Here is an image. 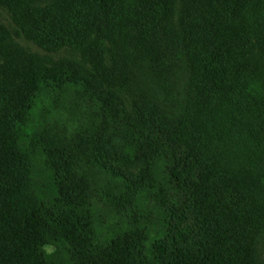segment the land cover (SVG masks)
Masks as SVG:
<instances>
[{
    "label": "trees",
    "instance_id": "1",
    "mask_svg": "<svg viewBox=\"0 0 264 264\" xmlns=\"http://www.w3.org/2000/svg\"><path fill=\"white\" fill-rule=\"evenodd\" d=\"M0 6L12 23L0 24V264H264V0ZM80 86L139 165L128 172L106 163L103 146L92 152L120 218L110 226L72 150L20 144L41 92ZM36 145L47 196L36 191Z\"/></svg>",
    "mask_w": 264,
    "mask_h": 264
},
{
    "label": "rangeland",
    "instance_id": "2",
    "mask_svg": "<svg viewBox=\"0 0 264 264\" xmlns=\"http://www.w3.org/2000/svg\"><path fill=\"white\" fill-rule=\"evenodd\" d=\"M0 24L9 27V29L12 27L9 13L1 6ZM16 40L29 51L43 53L38 47L24 39L16 38ZM255 55L262 57L259 50L256 51ZM260 57L258 59H263V57ZM148 83V87L156 89V85L150 79ZM72 88V90L62 93L44 91L38 95L33 105L30 121L23 128L20 144L23 149H27L33 147L34 142L38 143L41 138H46L47 142L49 141L47 139H52L57 146L63 145L69 151L72 150L77 159L75 167L77 173L90 182L91 194L94 198L96 214L99 216V223L103 222L105 226H110L113 223H117L120 218L112 212L108 202L102 199V192L106 185L104 176L107 175L103 171L104 169L97 164V159L92 152L99 150L103 146L102 152L106 163L111 165V162H115L117 166L128 172L137 170L139 165L131 162L127 156L125 143L112 129L111 118L102 111L97 101V96L95 95L93 99H89L86 95L83 97L82 86L76 90H74L76 87ZM78 96L81 98H77ZM100 96H102L101 93ZM134 99V94L127 92L121 101V108L130 109ZM76 100L81 103L82 107L79 111L72 112V106ZM33 149L32 166L36 191L40 196H47L51 192L52 174L46 164L45 155L38 150V145ZM73 149H76V152ZM107 189L115 191L117 188L115 184H111L105 191ZM55 249H57L55 246H51L47 251L52 253ZM61 253L64 257L68 256L64 248L61 249Z\"/></svg>",
    "mask_w": 264,
    "mask_h": 264
}]
</instances>
